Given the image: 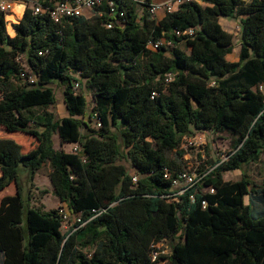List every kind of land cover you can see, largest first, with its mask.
<instances>
[{"label": "trees", "instance_id": "16d2710c", "mask_svg": "<svg viewBox=\"0 0 264 264\" xmlns=\"http://www.w3.org/2000/svg\"><path fill=\"white\" fill-rule=\"evenodd\" d=\"M57 1L42 0L44 6ZM199 2L160 21L147 12L140 16L131 1L117 2V12H126L123 28L106 27L117 21L104 7L90 20L71 19L60 33L48 15L29 8L23 14V4L7 17L14 21L23 14L16 24L0 12V126L39 142L24 154L16 141L0 138V192L13 182L18 186L16 195L0 201L2 264H159L153 253L165 241H179L167 264H264V214L254 212L253 200L245 203L253 191L264 205V188L256 192L246 179H223L264 154V0ZM221 18L239 21L237 62L227 60L233 36ZM190 28L196 29L190 39L174 34ZM163 37L174 46L147 50L150 40ZM19 57L38 76L35 86L22 82ZM169 73L174 79L165 87ZM71 74L93 91L91 118L96 114L99 133L80 130L86 99L70 90ZM55 82L67 87L68 117L60 121L35 112L55 103ZM112 130L131 172L116 163L120 151ZM197 132H230L234 152L200 187L173 196L164 174L178 170L165 154ZM54 133L64 144H79L82 153L55 150ZM45 164L54 196L81 215L83 226L76 223L64 233L58 211L32 207L21 192V174L33 180Z\"/></svg>", "mask_w": 264, "mask_h": 264}, {"label": "rangeland", "instance_id": "374dc122", "mask_svg": "<svg viewBox=\"0 0 264 264\" xmlns=\"http://www.w3.org/2000/svg\"><path fill=\"white\" fill-rule=\"evenodd\" d=\"M16 4H21L20 1ZM15 5L13 6L14 9ZM12 9V10H13ZM137 11L140 16H144L147 12L144 6H137ZM13 12V11H12ZM13 14V13H12ZM11 14V15H12ZM10 15H7V17ZM5 17V20H12ZM163 18V14H159L155 21H160ZM16 21V20H14ZM7 22V21H6ZM19 22V21H18ZM17 22V23H18ZM223 25L224 30L233 36V50L230 55L227 56L229 62H237L240 53V40H239V21L236 19H222L220 21ZM8 24V23H7ZM16 24V23H13ZM9 37H12L8 34ZM183 50L186 51L184 45L181 46ZM167 55H169L167 53ZM23 69L27 70L28 65L25 58L20 62ZM55 94V103L50 105L45 109H35V112L41 113L43 111L52 113L55 121H60L68 117L64 96L67 91V87L58 82L50 85ZM73 92V91H72ZM74 95L83 94L86 99V114L79 118L83 124L80 129L83 134H87L89 130L100 132L96 121L91 118L92 108H93V91L88 88L86 82L83 81L82 90H77ZM87 126V127H86ZM89 129V130H88ZM111 135L116 138V145L119 147V155L117 156L116 163L125 167L129 172L133 170L131 160L129 155L125 152V147L116 130L111 131ZM0 138L12 139L22 146V152L28 154L34 151L39 142L37 138L29 133L17 132L9 133L5 128L0 126ZM235 137L230 132H211V133H201L184 136L181 138L180 145L175 151L167 152L165 155L169 161L176 164L177 170L188 171V172H198L205 169H210L217 161H226L230 158L231 154L234 152L233 145ZM53 148L57 151H64L66 154H71L72 149L76 143L64 144L60 141L57 133L52 136ZM51 172L50 165L45 164L40 170L35 174L33 180L29 178V174L23 172L20 178V189L23 194H27L30 197L29 204L32 207L39 208L43 211L49 212L51 210L59 211L63 209L66 213H70L68 207L65 203L60 204L57 197L54 196L52 191V185L49 179V174ZM1 177V170H0ZM224 181H240L246 179L250 182V189L254 191H260L264 188V154H261L257 162L251 163L249 165H244L238 171L227 172L223 175ZM18 191V186L13 182L7 188L0 192V201L5 196H14ZM206 190H204V193ZM259 195L252 191L250 196L245 197V203L249 204L250 199L253 200L252 208L256 214H264V205L261 203ZM172 200H170L171 202ZM71 214V213H70ZM71 222L63 229V232H68ZM179 243V241H165L164 243L157 246L158 253L156 258L158 261L162 259L159 264H167L168 257L172 254L173 247ZM94 247L85 249V253L91 255ZM0 264H2V257H0Z\"/></svg>", "mask_w": 264, "mask_h": 264}, {"label": "built area", "instance_id": "2783aa9c", "mask_svg": "<svg viewBox=\"0 0 264 264\" xmlns=\"http://www.w3.org/2000/svg\"><path fill=\"white\" fill-rule=\"evenodd\" d=\"M20 1L24 5V12L27 8H29L34 15H48L49 18L59 27V33L62 29L65 28L66 24L70 22L71 19L75 18H84L87 20L92 19L96 15H102V8L108 9V16L114 17L116 19V23L114 21H109L106 25L108 29H112L114 24H117L118 27L123 28L125 26V17L126 12L116 10V3L122 1H131L133 4L137 6H144L147 10V13L151 19H155L159 14H163V18L167 15L173 14L177 12L180 7L184 5H188L191 3H200L199 0H58L52 5L44 6L42 0H0V12H2L5 17L12 13L13 6L16 5V2ZM249 1V0H245ZM119 17H115V15ZM196 33L195 28H190L184 30L183 32L175 30L174 34L176 37H187L191 38ZM174 45L172 42L167 39L160 38L158 40H150L147 44V50L151 52H157L162 47L166 49L172 48ZM43 53H39L42 56ZM24 57H19L17 62L20 64L21 60ZM21 65V64H20ZM22 67V66H21ZM21 80L24 84L35 86L39 80L38 76H36L29 68L27 70H21ZM73 80L71 82L72 88L70 89L74 93H77V90H82L83 84L81 82V78L79 74H71ZM174 79V75L169 73L164 77L163 85L168 86ZM215 82L211 83V86H214ZM260 90H263V86L259 87ZM82 94V93H81ZM156 92L152 93V98L157 96ZM96 124L98 128L101 127L99 120L96 118V114H93ZM198 134L205 132H197ZM196 134V133H195ZM72 153L80 155L82 153V148L79 144H75ZM85 161V159H84ZM223 161H219L214 164L210 169H205L203 171L198 172H188L178 170L175 171V176H173L174 171L170 169H165L164 177L166 180H171V189L174 193L173 196H181L185 192L197 188V186H201V181L205 178L211 171H213L220 163ZM138 177L134 176V183L137 182ZM210 191L214 192L213 189L203 188L201 191ZM59 216L62 220V228L64 229L70 222L71 224L81 223V215L80 214H68L63 209L58 211ZM85 223H81L83 226ZM72 227V225H71ZM78 228V227H77ZM75 228V229H77ZM164 243V242H163ZM162 244V243H160ZM158 244V245H160ZM155 246L156 251L153 253V259L156 260V254L158 253L157 246Z\"/></svg>", "mask_w": 264, "mask_h": 264}, {"label": "crops", "instance_id": "0c3cea01", "mask_svg": "<svg viewBox=\"0 0 264 264\" xmlns=\"http://www.w3.org/2000/svg\"><path fill=\"white\" fill-rule=\"evenodd\" d=\"M21 4H22V3H21ZM12 11H13V10H12ZM23 14H24V11H23ZM23 14H22V16L19 17V19H17L16 21H12V20H6V21L13 22V23H17L18 21H20V20L22 19ZM10 16H11V14H10ZM222 19H227V18H221L220 21H221ZM220 24H221V23H220ZM221 26H222V28L224 29L223 25H221ZM58 202H59L60 204H62L59 200H58Z\"/></svg>", "mask_w": 264, "mask_h": 264}, {"label": "bare ground", "instance_id": "6f19581e", "mask_svg": "<svg viewBox=\"0 0 264 264\" xmlns=\"http://www.w3.org/2000/svg\"><path fill=\"white\" fill-rule=\"evenodd\" d=\"M12 14V13H11ZM7 17V16H6Z\"/></svg>", "mask_w": 264, "mask_h": 264}]
</instances>
